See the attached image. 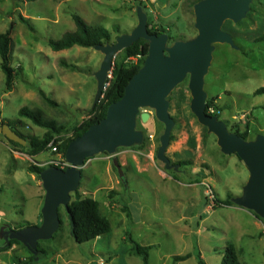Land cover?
Returning a JSON list of instances; mask_svg holds the SVG:
<instances>
[{
  "label": "rangeland",
  "instance_id": "rangeland-1",
  "mask_svg": "<svg viewBox=\"0 0 264 264\" xmlns=\"http://www.w3.org/2000/svg\"><path fill=\"white\" fill-rule=\"evenodd\" d=\"M200 1L0 0V32L11 29L9 64L21 67L9 87L0 68V264H143L129 251V237L152 246L148 264H198L197 253L205 264H220L228 244L242 264H264V186L261 192L254 188V164L226 152L193 112L189 72L162 97L172 118L169 128L154 107L138 105L134 134L84 159L79 154L78 164L87 161L81 169L33 173L30 163L72 162L73 148L30 157L27 142L12 144L2 132L4 124L17 120L20 133L41 137L44 128L18 115L28 107L66 127L55 135L56 143L70 138L90 115L112 61L135 64L124 48L113 51L114 45L143 24L166 31L167 54L176 42L199 33ZM72 13L108 29L110 40L102 47L52 50L48 39L75 30ZM220 29L231 41L210 44L202 73L204 108L211 100L209 108H221L217 119L229 134L247 131L243 143H255L264 136V93H253L264 86V40L257 41L264 35V0H248L242 16L224 19ZM147 56L139 60L141 67ZM41 91L57 105H49ZM142 113L149 115L145 121ZM76 190L85 196L94 192L109 219L111 230L98 242L73 239L66 205ZM186 253L191 256L173 260Z\"/></svg>",
  "mask_w": 264,
  "mask_h": 264
},
{
  "label": "water",
  "instance_id": "water-1",
  "mask_svg": "<svg viewBox=\"0 0 264 264\" xmlns=\"http://www.w3.org/2000/svg\"><path fill=\"white\" fill-rule=\"evenodd\" d=\"M247 2L248 0H201L196 5V27L199 33L188 41L176 42L167 54H164L165 42L162 36L149 34L143 24L124 35L114 45L113 51L125 48L137 38L143 37L151 42L146 61L129 80L123 96L108 107L106 116L97 124L91 125L68 146L73 148L75 154L74 160L70 161L72 167L68 170H77L75 166L81 165L77 163L79 154L84 159L105 144L132 136V121L138 105L148 104L154 107L158 117L165 120L169 128L172 118L162 97L189 72L193 112L201 123L216 133L226 152L235 151L239 157L254 164V188L261 192L264 186V136L257 142L246 145L237 135L229 134L222 121L204 111L206 94L202 89V73L210 57L211 42L231 41L230 35L221 31V24L226 18L239 19ZM148 116V113H142V121ZM2 132L9 140L21 145L26 142L7 124L3 125Z\"/></svg>",
  "mask_w": 264,
  "mask_h": 264
},
{
  "label": "trees",
  "instance_id": "trees-1",
  "mask_svg": "<svg viewBox=\"0 0 264 264\" xmlns=\"http://www.w3.org/2000/svg\"><path fill=\"white\" fill-rule=\"evenodd\" d=\"M200 1V0H199ZM72 20L75 25V30L72 32L65 33L59 39H48L47 44L54 51H60L64 49L71 48L74 45H78L85 48L92 47H102L107 43L111 34L108 29L99 25L88 24L80 15L77 13L71 14ZM19 20L21 22L27 23V18L19 15ZM149 34H155L157 36H162L166 31L164 29H157L153 27H146ZM11 29L5 32H0V68L4 73L5 85L9 87L15 77L20 74L21 67L13 68L9 64L10 51L12 46V39L10 36ZM264 40V35L257 38V41ZM125 58L129 56L141 55L142 59L146 57L149 53V42L143 37H139L134 40L131 44L126 46L123 50ZM142 59L140 60L142 62ZM130 64L126 66L124 64L114 63L113 67V79L110 86L105 92V96L100 101L94 103L92 109L90 110V115L83 119L80 124H78L73 129V134L70 138H66L56 143L55 135L60 134L66 130L63 124H58L54 119H49L43 117L39 109H30L28 107H21L18 110V115L20 117L27 118L31 120L35 125L45 129V132L41 137L36 136H25L16 129L15 124L17 120L12 123H6L11 129L16 131L23 139L26 140V154L30 157L35 156L41 152L50 149L48 144L53 140L54 145L57 148V152L64 154L67 147L80 135H82L91 125L97 124L105 116L107 109L114 102L118 101L124 94L125 87L128 84L132 76L139 71L141 68V62ZM254 94L264 93V86L256 88L253 92ZM41 95L43 99L52 106H56L57 103L47 97L42 91ZM98 99V95H97ZM212 105L211 100L206 102L204 111L212 116L218 117L221 108H214L213 113L208 112V108ZM237 136L244 140L247 137V131L243 133H238ZM12 144L22 146L21 144L9 140ZM182 164H187L183 162ZM46 167H53L55 169L65 172L69 168L60 169L54 165H43L39 166L36 164H29L27 169L33 173L41 174ZM224 204H230V200L226 199L223 201ZM66 210L71 223V233L73 239L77 243H83L95 238L105 235L111 230L110 222L108 217L102 212L101 206L98 200L92 198L91 196H85L80 191H75L73 195L70 196V201L66 205ZM123 212L128 214L127 206L123 205L121 207ZM131 247L129 251L135 255L140 256L143 259V264H148V251L151 249V245H140L129 237ZM191 256L190 253L184 255H175L173 257L174 261H183ZM198 264H205L200 254L197 253ZM220 264H242L237 256L236 250L232 244H228L225 248L223 256L221 258Z\"/></svg>",
  "mask_w": 264,
  "mask_h": 264
},
{
  "label": "built area",
  "instance_id": "built-area-1",
  "mask_svg": "<svg viewBox=\"0 0 264 264\" xmlns=\"http://www.w3.org/2000/svg\"><path fill=\"white\" fill-rule=\"evenodd\" d=\"M126 59L129 60V61H132L134 63H137L139 60L142 59V56L141 55L129 56ZM113 67H114V61H112V65L110 66L109 70L106 73L105 80L103 81L102 87H101V89H100V91L98 93L97 101H100L101 99L104 98L105 92L108 89V87L110 86V83H111V81L113 79ZM208 112L209 113H213L214 109L213 108H209ZM48 147L50 148L51 151L56 152V154L59 155V153L57 152V148H56V146L53 143V140L48 144ZM86 162L87 161L83 162L80 166L78 165V166H75V167L78 168V169H81L85 165ZM45 164H53V165L59 167L60 169H64V168H67V167L68 168L72 167L71 163H68L65 160L61 159V158L60 159H50V160L46 161Z\"/></svg>",
  "mask_w": 264,
  "mask_h": 264
},
{
  "label": "crops",
  "instance_id": "crops-1",
  "mask_svg": "<svg viewBox=\"0 0 264 264\" xmlns=\"http://www.w3.org/2000/svg\"><path fill=\"white\" fill-rule=\"evenodd\" d=\"M100 159H102V158H100ZM82 193L84 194V192H82ZM92 193H93V194H92L91 197L94 198V199H96L95 196H94L95 193H94V192H92ZM96 200H97V199H96ZM102 238H103V235H102V236H99V237H97V238H95L94 241H95V242H98V241H100Z\"/></svg>",
  "mask_w": 264,
  "mask_h": 264
}]
</instances>
